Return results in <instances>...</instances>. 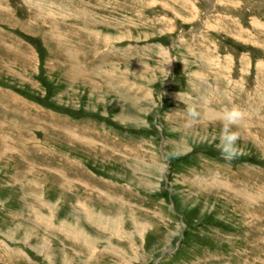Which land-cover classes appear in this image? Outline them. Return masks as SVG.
<instances>
[{
	"label": "rangeland",
	"instance_id": "1",
	"mask_svg": "<svg viewBox=\"0 0 264 264\" xmlns=\"http://www.w3.org/2000/svg\"><path fill=\"white\" fill-rule=\"evenodd\" d=\"M0 264H264V0H0Z\"/></svg>",
	"mask_w": 264,
	"mask_h": 264
},
{
	"label": "clouds",
	"instance_id": "2",
	"mask_svg": "<svg viewBox=\"0 0 264 264\" xmlns=\"http://www.w3.org/2000/svg\"><path fill=\"white\" fill-rule=\"evenodd\" d=\"M200 118V112L194 105L187 106L186 126L192 127ZM246 113L238 106L227 107L220 114L222 129L219 135V149L226 160H233L243 154V149L239 147L237 141L240 133L237 129L245 120Z\"/></svg>",
	"mask_w": 264,
	"mask_h": 264
},
{
	"label": "bare ground",
	"instance_id": "3",
	"mask_svg": "<svg viewBox=\"0 0 264 264\" xmlns=\"http://www.w3.org/2000/svg\"><path fill=\"white\" fill-rule=\"evenodd\" d=\"M69 135V134H68ZM61 176V175H60ZM65 178H67V177H65ZM84 184V183H83ZM68 185V184H67ZM258 197V196H257ZM262 197V196H261Z\"/></svg>",
	"mask_w": 264,
	"mask_h": 264
}]
</instances>
